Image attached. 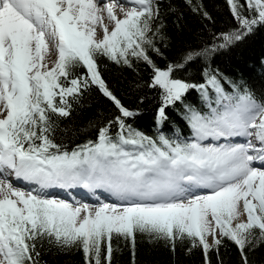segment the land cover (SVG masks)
Wrapping results in <instances>:
<instances>
[{"label": "snow or ice", "instance_id": "1", "mask_svg": "<svg viewBox=\"0 0 264 264\" xmlns=\"http://www.w3.org/2000/svg\"><path fill=\"white\" fill-rule=\"evenodd\" d=\"M227 2L239 27L221 33V43L211 49L190 50L183 62L161 69L145 47L159 52L154 39L163 25L155 31L152 26L160 13L157 0H126L127 9L117 0H0V264H40L45 241L61 249L80 245L87 264H101L106 244L111 264L113 237L130 238L134 245L137 232L172 242L173 248L177 239H188L206 257L224 237L247 264L245 249L264 243V98L246 89L226 92L215 74L206 73L202 84L173 78L188 62L264 26V0ZM52 54L56 59L49 62ZM97 56L129 67L130 57L152 65V86L163 90L158 123L167 118L168 106L198 90L207 111L184 106L192 138L153 139L126 124L124 118L136 113L109 90ZM77 66L86 75H75ZM90 85L121 116L100 127L95 141L69 150L56 142L53 116L68 117ZM232 137L247 139L219 143ZM10 177L39 191L15 186ZM75 187L86 189L96 203L45 191ZM97 189L112 202L96 195Z\"/></svg>", "mask_w": 264, "mask_h": 264}, {"label": "trees", "instance_id": "2", "mask_svg": "<svg viewBox=\"0 0 264 264\" xmlns=\"http://www.w3.org/2000/svg\"><path fill=\"white\" fill-rule=\"evenodd\" d=\"M243 2V0H241ZM159 17L153 21V30L159 25L160 32L155 36L154 46L159 52L147 48V54L153 63L166 69L170 64L183 62L190 50L211 49L219 44L221 33L239 27L233 17L227 0H157ZM207 13V16L205 15ZM245 14L247 11L245 10ZM151 36L152 33H149ZM131 67L117 64L105 56H97V65L101 77L109 90L121 104L136 113L124 118L126 124L158 139L164 135L170 140H190L192 131L185 119V105L207 111L206 101L196 89L185 94L183 103L165 109L166 119L158 123V109L162 106V89L152 86L154 70L143 59L130 57ZM77 76L86 75V69L77 66L73 69ZM206 73L217 75L225 91H251L257 99L264 98V26H258L241 41L227 48L210 51L206 57H199L185 64L173 73V78L189 83L202 84ZM214 101L215 93L209 89ZM121 116L115 103L106 97L97 85H90L78 102L73 103L68 117L53 116L57 121L56 142L71 150L89 140L95 141L100 127L115 121ZM113 133L116 126L113 127ZM221 244L213 247L205 256L198 245L193 247L188 239L172 242L155 239L137 232L135 243L132 239L113 237L111 264H245L239 248L231 240L220 237ZM40 264H87L80 245L61 249L44 242ZM107 245H102L101 264L105 259ZM247 264H264V243L256 248L245 249ZM95 264V261H92Z\"/></svg>", "mask_w": 264, "mask_h": 264}, {"label": "rangeland", "instance_id": "3", "mask_svg": "<svg viewBox=\"0 0 264 264\" xmlns=\"http://www.w3.org/2000/svg\"><path fill=\"white\" fill-rule=\"evenodd\" d=\"M117 2H118L119 4H123L124 7H125V9H127V8L129 7V5L126 3V0H117ZM117 14L120 15L121 18H122V13L119 12V9L117 10ZM105 23H108L107 20H105ZM109 28H110V30H111V25H109ZM97 35H98V38H101V37H102V31L98 29ZM55 59H56L55 54H52V55H50V56L48 57L49 62L54 61ZM213 141H215V140H213ZM206 142H207V141H206ZM217 142H218V141H217ZM244 142H245V141H244ZM212 143H214V142H212ZM219 143H220V142H219ZM231 143H242V142H241V141H238V140H237V141L233 140ZM10 178H11V177H10ZM11 179H13V183H14L15 186H19V187H21V188H23V189H25V190H36V191H39V187H38V185L31 184V183H28V182H25V181H22V180H15L14 178H11ZM50 189H51V188H50ZM47 190H48V189H47ZM47 190H45V191L47 192ZM51 190H52V189H51ZM47 193H48V192H47ZM49 195H51V196H53V197H55V198L69 200L70 202L79 201V199H77L76 197H73V198H68V197L66 198V197H64V198H62V197H60V196H56V195H55V192H53V191H51V192L49 193ZM58 195H59V194H58ZM80 202L84 203V202H83V199H82ZM95 203H96V202H95ZM95 203H94V204H95ZM242 219H246V216H244ZM209 243H210V244L212 243V238H211V237H209Z\"/></svg>", "mask_w": 264, "mask_h": 264}, {"label": "bare ground", "instance_id": "4", "mask_svg": "<svg viewBox=\"0 0 264 264\" xmlns=\"http://www.w3.org/2000/svg\"><path fill=\"white\" fill-rule=\"evenodd\" d=\"M235 139L238 140V141H241V142L243 143L244 141H246L247 138H245V137H232V138H230L229 141H223V140H221L220 143H224V142H232V141L235 140ZM72 193H73V192H72ZM77 193H78L79 195H80V194H84V197H85V198L83 199V202H84V203L94 204V203L96 202L95 199H94V198L88 193L87 190L78 191ZM58 194H59V195H58ZM74 194H75V193H74ZM55 195L64 198L65 195H66V193H65V192H61V193H56V192H55ZM96 195H99L100 198H101L102 200H104L105 202H112V198L107 197L106 194H105V192H104L102 189H98V192L96 191ZM243 217H244V216H241V219H242Z\"/></svg>", "mask_w": 264, "mask_h": 264}]
</instances>
